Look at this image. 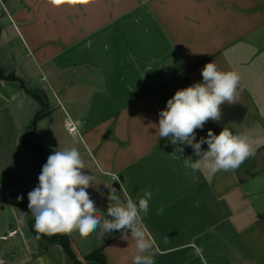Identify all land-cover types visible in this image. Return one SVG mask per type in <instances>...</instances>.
<instances>
[{
    "label": "crops",
    "instance_id": "1",
    "mask_svg": "<svg viewBox=\"0 0 264 264\" xmlns=\"http://www.w3.org/2000/svg\"><path fill=\"white\" fill-rule=\"evenodd\" d=\"M0 16V67L18 77H0V236L31 233L4 246L5 254L0 245L4 263L73 264L60 244L45 248L33 235L27 197L48 156L75 146L84 171L95 176L87 191L101 211L108 187L121 200L151 191L143 223L156 242L155 264H264V0H87L60 7L0 0ZM210 62L239 72L232 105L247 112L224 126L208 121L196 140L227 127L249 136L254 148L238 168L215 174L186 168L183 159L200 157L186 145L175 152L156 126L167 100L202 82ZM29 91L44 92L50 112L25 137L26 147L21 136L40 109ZM33 147L43 151L41 167ZM94 233H67L82 264L103 238L110 264H132L130 235Z\"/></svg>",
    "mask_w": 264,
    "mask_h": 264
},
{
    "label": "clouds",
    "instance_id": "2",
    "mask_svg": "<svg viewBox=\"0 0 264 264\" xmlns=\"http://www.w3.org/2000/svg\"><path fill=\"white\" fill-rule=\"evenodd\" d=\"M60 7L64 4L87 3V0H48ZM202 82L179 89L167 100L166 109L159 112L158 132L176 146L175 152L183 153L184 146L193 149L200 157L192 161L183 159L184 166L193 172L207 170L210 174L238 168L254 154L253 141L245 134H233L224 127L217 135L211 130L207 137L196 140V130L203 129L208 121L220 122L221 105H232L238 99L239 72L221 71L213 62L201 70ZM75 142V141H74ZM203 144L208 145L205 151ZM85 162L75 146L55 150L48 156L38 176V186L28 193V209L34 217V229L38 234L72 233L86 236L97 228L104 232H121V239L129 235L135 241L132 264H155V240L143 223L148 214L151 191L138 200L128 197L121 200L116 189L108 187L106 213L95 206L87 189L93 187L95 176L87 174ZM123 187L121 185V192ZM163 212V206L158 209ZM21 222L24 218L21 217Z\"/></svg>",
    "mask_w": 264,
    "mask_h": 264
},
{
    "label": "trees",
    "instance_id": "3",
    "mask_svg": "<svg viewBox=\"0 0 264 264\" xmlns=\"http://www.w3.org/2000/svg\"><path fill=\"white\" fill-rule=\"evenodd\" d=\"M1 31H2V27L0 23V36H1ZM0 77L7 79V80L18 79V77L13 72H7L1 67H0ZM29 93L38 100V102L40 103V109L35 113L27 130L21 136V142L26 147L28 146V142L25 137H27L30 134H33L36 131L38 121L42 119L43 117H45L46 115H48L50 112L48 97L44 92L29 91ZM33 148H36L39 151L40 167H41L43 163V151L40 147H33ZM34 223H35V220L33 217L29 223V228L31 232L33 233V235H35L37 238H39L44 243L45 248H48L51 245L60 244L65 249L70 259L73 261V264H82V261L76 256V254L74 253L72 249L71 240H70L69 235L62 234V233H56L52 235L38 234L34 229ZM84 259L87 261L88 264H110L105 254L103 246L97 247L91 252L87 253L84 256Z\"/></svg>",
    "mask_w": 264,
    "mask_h": 264
},
{
    "label": "water",
    "instance_id": "4",
    "mask_svg": "<svg viewBox=\"0 0 264 264\" xmlns=\"http://www.w3.org/2000/svg\"><path fill=\"white\" fill-rule=\"evenodd\" d=\"M221 111L223 113L221 119V126L231 121H241L247 112V109L242 105H221Z\"/></svg>",
    "mask_w": 264,
    "mask_h": 264
},
{
    "label": "rangeland",
    "instance_id": "5",
    "mask_svg": "<svg viewBox=\"0 0 264 264\" xmlns=\"http://www.w3.org/2000/svg\"><path fill=\"white\" fill-rule=\"evenodd\" d=\"M34 154H36V153H30V155H34ZM38 158V157H37ZM36 176L38 175L37 173H34ZM94 232V231H93ZM92 232V233H93ZM91 233V235L92 236H94L95 235V233L94 234H92ZM25 234H27V235H29V234H31L30 232H29V230L28 229H25V233L23 232H19V235H17V238L16 237H14V238H16L17 240H20V242H22V241H24V239L22 238V236H24ZM106 236H108V235H106ZM14 238H9L8 240H2V239H0V245L2 246L1 248V251L5 254V250H4V246H7V245H9V244H12V242L14 241ZM103 240H104V238L102 239V241L100 242V246L102 245V242H103ZM20 245H15V251L18 249V247H19ZM1 264V263H0ZM4 264H6V263H4Z\"/></svg>",
    "mask_w": 264,
    "mask_h": 264
},
{
    "label": "built area",
    "instance_id": "6",
    "mask_svg": "<svg viewBox=\"0 0 264 264\" xmlns=\"http://www.w3.org/2000/svg\"><path fill=\"white\" fill-rule=\"evenodd\" d=\"M68 128H69L70 132H76V126L75 125H69ZM17 233H18L17 230L10 231V232H8L7 235L0 236V239L7 240L9 236H15ZM0 263L1 264L4 263L2 259H0Z\"/></svg>",
    "mask_w": 264,
    "mask_h": 264
}]
</instances>
